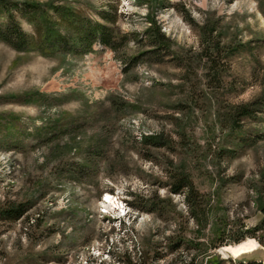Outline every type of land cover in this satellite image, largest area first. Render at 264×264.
<instances>
[{"label": "rangeland", "instance_id": "rangeland-1", "mask_svg": "<svg viewBox=\"0 0 264 264\" xmlns=\"http://www.w3.org/2000/svg\"><path fill=\"white\" fill-rule=\"evenodd\" d=\"M89 24L113 48L42 39L76 45ZM10 26L27 41L0 38V213L25 215L0 216V264H234L222 247L264 248V0H0ZM184 177L194 209L171 192Z\"/></svg>", "mask_w": 264, "mask_h": 264}, {"label": "trees", "instance_id": "trees-1", "mask_svg": "<svg viewBox=\"0 0 264 264\" xmlns=\"http://www.w3.org/2000/svg\"><path fill=\"white\" fill-rule=\"evenodd\" d=\"M10 36H14L17 44L15 48L21 49L19 47L20 44H23L27 40L25 39V35L21 32H18L17 28H13L12 26L8 27L7 30H3L0 27V38L5 39L7 41H11ZM112 31L101 24L96 25H84L82 27H77V35L74 40H78L79 42L76 45L69 44V40L67 37L58 35L51 29H47L44 33L43 40L50 44L48 50L61 49L66 52H79L80 50L84 52L91 51L93 44L96 40L101 42L103 45L113 48L112 40ZM68 40V41H67ZM61 42V43H60ZM73 42V40H72ZM61 44V45H59ZM66 44V45H65ZM61 46H66L65 48ZM67 46H70L68 48ZM24 48V47H23ZM63 48V49H62ZM243 115H250L249 107H245ZM171 192L174 194L184 193V197L186 203L191 209H194V204L196 197L198 196V192L195 190L192 182L188 178H182L177 185L171 189ZM263 219L260 223V226L257 228H264V207L262 208ZM25 215V208L22 205H10L8 206L4 212L0 213V216L6 220L15 221L22 218ZM249 264H262V263H249Z\"/></svg>", "mask_w": 264, "mask_h": 264}, {"label": "water", "instance_id": "water-1", "mask_svg": "<svg viewBox=\"0 0 264 264\" xmlns=\"http://www.w3.org/2000/svg\"><path fill=\"white\" fill-rule=\"evenodd\" d=\"M225 253L226 257L231 259L234 264L264 263V248L260 245H255L253 249L238 255H233L229 251H225Z\"/></svg>", "mask_w": 264, "mask_h": 264}, {"label": "bare ground", "instance_id": "bare-ground-1", "mask_svg": "<svg viewBox=\"0 0 264 264\" xmlns=\"http://www.w3.org/2000/svg\"><path fill=\"white\" fill-rule=\"evenodd\" d=\"M255 243L252 241L240 243L235 246H224L220 249V252L226 256L225 251L231 252L233 255H238L240 253H244V251H249L255 247Z\"/></svg>", "mask_w": 264, "mask_h": 264}]
</instances>
